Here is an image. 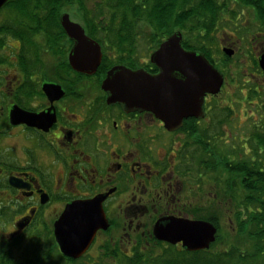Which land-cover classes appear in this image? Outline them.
<instances>
[{"label": "flooded vegetation", "instance_id": "flooded-vegetation-1", "mask_svg": "<svg viewBox=\"0 0 264 264\" xmlns=\"http://www.w3.org/2000/svg\"><path fill=\"white\" fill-rule=\"evenodd\" d=\"M37 5L0 3V229L5 232L0 246L14 247L27 237L39 243L43 262L44 257L67 264L119 263L173 246L155 239L160 221H203L208 210L229 216L230 197L220 200L223 186L217 190L216 184L224 175L207 170L225 158L230 164V92L223 70L215 64L224 81L217 95L205 96L204 115L180 117L176 98H170L174 106H168L167 123L154 106L110 103L103 84L116 67L158 76L151 62L156 50L142 58L136 41L131 49L122 42L111 49L110 34H91L70 16L101 49L96 69L77 71L70 59L75 40L66 34L62 16ZM252 35L248 42L256 57L239 103L262 116L264 46L255 45L264 33ZM229 68L231 78L239 75L238 66ZM261 116L252 126L264 131ZM75 203H90L108 224L95 231L79 259L62 254L55 234L56 223ZM174 247L184 250L182 243Z\"/></svg>", "mask_w": 264, "mask_h": 264}, {"label": "trees", "instance_id": "trees-1", "mask_svg": "<svg viewBox=\"0 0 264 264\" xmlns=\"http://www.w3.org/2000/svg\"><path fill=\"white\" fill-rule=\"evenodd\" d=\"M26 1L37 2L41 11L48 10L52 16H55L54 11L59 17L69 14L81 20L89 33L96 36L110 34L111 49L119 48L120 42L131 49L135 41L151 40L154 51L169 36L181 32L185 49L204 54L225 74L227 65L220 67L213 58L212 47L218 45L216 35L240 26L245 13L251 22L243 30L244 36L264 33V0ZM229 60L224 57V61ZM231 114L230 110V118ZM241 143L230 147V164H226L228 159L225 158L222 163L218 162V168L207 169L218 178L224 175V180H217L216 184L218 190L223 186L220 200L223 198L226 202L230 197V240L225 235L218 236L221 234L220 217H225V213L208 210L202 219L218 229L216 241L209 250L189 253L173 246H157L148 254L138 253L132 258L124 257L119 263L101 264H264V131L253 126L243 141L245 146ZM238 147L241 148L238 150ZM218 243L223 248L215 250ZM41 257L34 252L16 260L12 257V247L0 246V264H67L44 257L43 262Z\"/></svg>", "mask_w": 264, "mask_h": 264}, {"label": "water", "instance_id": "water-1", "mask_svg": "<svg viewBox=\"0 0 264 264\" xmlns=\"http://www.w3.org/2000/svg\"><path fill=\"white\" fill-rule=\"evenodd\" d=\"M3 2L5 0H0ZM61 20L66 34L75 40L76 45L70 54L74 68L80 72L96 69L101 61L100 46L85 35L79 24L72 23L68 14H64ZM182 38L180 32L172 34L153 53L151 62L160 70L156 77L124 67L110 71L103 83L110 103H119L127 109L154 106L155 110L160 109V117L168 123L167 110L170 113L168 108L174 106L170 98H176L180 117L192 115L195 111L204 115L205 96L217 95L224 79L204 54L186 50ZM223 52L227 57L234 54L228 48ZM259 66L264 70V54L260 55ZM176 75L179 78H174ZM55 228L62 254L79 259L88 250L95 231L107 229L108 224L102 212L95 210L90 203H75L66 208ZM154 229L155 239L173 246L182 243L187 252L209 250L217 235V228L207 221L172 218L158 222Z\"/></svg>", "mask_w": 264, "mask_h": 264}, {"label": "rangeland", "instance_id": "rangeland-1", "mask_svg": "<svg viewBox=\"0 0 264 264\" xmlns=\"http://www.w3.org/2000/svg\"><path fill=\"white\" fill-rule=\"evenodd\" d=\"M245 15L244 17H242V23H240V26H236V28H231L230 30L227 31H221L218 35H216L217 41H218V45L212 47L213 49V58L215 60L216 63L219 64L220 67H222L224 65H227L228 67V71L225 74L226 76V82H227V88H226V92L229 91L230 92V108L232 111L231 114V118H230V147H234V143L237 142H241L242 141V146H245V143H243V141L246 139V137L248 136L249 132H251L252 130V125H253V118H260V115H255L254 113H251V107L245 106L243 107L239 102H242V94H241V88L242 87H246L248 86L247 84H245V81H247V78L245 77L246 75L248 76L250 73V69L248 68L250 65H252L251 63V58L256 57V49L255 47L252 48L251 44L248 42V40L250 41L251 39H253V35H246L244 36V29L248 28V22H251L250 17L247 15V13L243 14ZM77 21V20H76ZM236 30L239 32L236 34ZM241 30V31H240ZM248 42V43H247ZM258 43V45H255L256 47L262 45L264 46V39H260ZM138 44V52L140 54V57L144 58L146 55H148V52L150 50H153V45L151 44V40L148 42H137ZM226 47L228 49H232L234 50V52L236 51V55L232 56V58H229L230 62H226L224 61V57L225 54L222 52L223 47ZM151 52V51H150ZM250 54V55H248ZM248 55V56H246ZM245 56V57H244ZM223 57V58H222ZM236 65L239 68L236 69L239 72V75L237 73V76L233 79L230 76H232V74H230V65ZM233 70V72L235 71V68L232 67L231 68ZM226 72V71H225ZM230 77V78H229ZM234 80L236 88L235 87H230V85L232 86L233 83L230 80ZM261 80H257L254 79V82L256 83H260ZM229 85V87H228ZM234 88V89H233ZM226 94H223V97ZM219 112V111H218ZM262 119L264 118V114L262 113ZM240 137V138H238ZM248 147V146H246ZM241 147H238L237 149L239 150ZM248 150V148H246ZM244 147L243 150L244 151ZM248 152V151H247ZM245 153V151H244ZM224 154V153H223ZM243 155V152H242ZM247 157L250 158V155L248 154ZM211 185L212 184H207L206 189L207 190H211ZM218 190V189H217ZM4 221V220H3ZM5 223V221H4ZM220 229H221V234H219V237H227L230 240V231H231V224H230V216H225V217H220ZM3 224H1L0 226H2ZM1 234H5V232L3 233V231ZM1 235V236H2ZM225 235V236H224ZM3 246V245H1ZM39 243H37L34 240H31L29 238H24L21 240V242L17 245L15 244L14 247H12V257L13 259L16 260H22V258H24V256H26L27 254H31V253H37L39 254ZM11 248V247H10ZM223 248V246L221 244H217L215 250H219ZM157 252V250H156Z\"/></svg>", "mask_w": 264, "mask_h": 264}, {"label": "bare ground", "instance_id": "bare-ground-1", "mask_svg": "<svg viewBox=\"0 0 264 264\" xmlns=\"http://www.w3.org/2000/svg\"><path fill=\"white\" fill-rule=\"evenodd\" d=\"M31 2H33V1H31ZM91 40V39H90Z\"/></svg>", "mask_w": 264, "mask_h": 264}]
</instances>
